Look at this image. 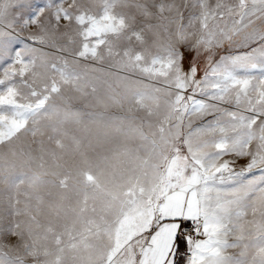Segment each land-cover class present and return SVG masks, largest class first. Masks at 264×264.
<instances>
[{
  "label": "snow or ice",
  "instance_id": "obj_1",
  "mask_svg": "<svg viewBox=\"0 0 264 264\" xmlns=\"http://www.w3.org/2000/svg\"><path fill=\"white\" fill-rule=\"evenodd\" d=\"M0 264H264V0H0Z\"/></svg>",
  "mask_w": 264,
  "mask_h": 264
}]
</instances>
